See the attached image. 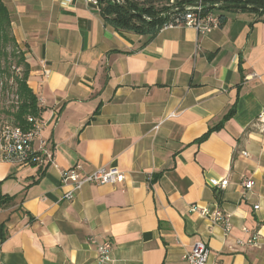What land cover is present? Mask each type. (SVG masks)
<instances>
[{
  "label": "crops",
  "instance_id": "crops-1",
  "mask_svg": "<svg viewBox=\"0 0 264 264\" xmlns=\"http://www.w3.org/2000/svg\"><path fill=\"white\" fill-rule=\"evenodd\" d=\"M2 1L41 108L32 146L53 161L0 160V262L107 264L92 237L112 242L114 264H180L199 240L208 264H264L263 17L214 10L208 32L171 24L148 39L84 0ZM76 162L124 180L67 200L60 171ZM192 205L229 214V233Z\"/></svg>",
  "mask_w": 264,
  "mask_h": 264
},
{
  "label": "built area",
  "instance_id": "built-area-1",
  "mask_svg": "<svg viewBox=\"0 0 264 264\" xmlns=\"http://www.w3.org/2000/svg\"><path fill=\"white\" fill-rule=\"evenodd\" d=\"M84 1L97 6H100L101 3V0ZM107 1L117 2V0ZM120 1L124 2V0ZM201 1L206 0H189V2L186 0H166L165 6L169 8H174L180 4H186V7L183 11L172 14V21L164 25L181 23L192 26L201 33L208 32L218 27L220 24L218 14L213 10L204 11L203 8L205 6L199 4ZM172 115L173 113L169 114V116ZM27 121L30 123V127L27 130L7 122L0 125V160L5 159L17 162L20 165H33L42 169L53 161L52 154L49 150L45 149L43 146H40L38 149L32 146L34 138L39 136L43 121L34 116H28ZM257 123H259L260 129L264 130V106L258 115ZM157 126L158 125H156L155 128H157ZM243 153L245 155L247 154L246 152ZM60 179L62 184L70 186V189L64 192L63 197L67 200H71L74 192L79 190L86 183L117 184L124 180V174L119 169L113 167H98L87 172L83 170V166L80 162H76L72 166L60 171ZM226 184L227 178L219 182L221 188L225 187ZM240 184L243 190H249L254 186V180L250 176H244ZM254 207L257 208L258 205ZM191 209L198 210L200 214L207 216L214 223H221L224 234L229 233L232 227L230 215L224 213L218 207L209 208L192 205ZM243 230L246 231L247 228H243ZM256 235L257 233L249 237L246 242L255 245ZM89 240L96 244V255L100 263L114 264L110 254L112 242L109 239L96 242L94 238L90 237ZM238 243H243V241L238 240ZM209 256L210 248L205 242L199 240L193 244L189 251L182 255L180 264H208ZM0 264L4 263L0 262Z\"/></svg>",
  "mask_w": 264,
  "mask_h": 264
},
{
  "label": "trees",
  "instance_id": "trees-1",
  "mask_svg": "<svg viewBox=\"0 0 264 264\" xmlns=\"http://www.w3.org/2000/svg\"><path fill=\"white\" fill-rule=\"evenodd\" d=\"M189 2V0H186ZM209 4L219 2L242 3L246 2L250 5H261L262 9H254L251 7L246 8H230V7H217L207 8L209 10H249L264 19V0H206ZM149 4L140 6L136 0H124L128 8L136 13H129L122 8L117 2H110L101 0L100 9L103 19L115 27L116 29L132 30L134 32L147 35L148 39L152 38L158 30L166 23L172 21V14L179 13L173 11V8L165 6L166 0L163 1L161 6H155L153 0H148ZM167 11H170L167 13ZM220 21H223V16L219 15ZM2 59V60H1ZM20 72H16V69ZM6 75L14 82V104L9 114L15 125L20 126L22 129L27 130L30 123L27 121L28 116L40 118L41 108L38 105L36 95L28 86L27 79L29 74V65L25 59L24 51H22L12 33L11 16L8 8L0 0V75ZM230 115L228 112L225 116ZM205 133L199 139H203ZM9 200L8 197L0 195V206H3Z\"/></svg>",
  "mask_w": 264,
  "mask_h": 264
},
{
  "label": "rangeland",
  "instance_id": "rangeland-1",
  "mask_svg": "<svg viewBox=\"0 0 264 264\" xmlns=\"http://www.w3.org/2000/svg\"><path fill=\"white\" fill-rule=\"evenodd\" d=\"M163 1L164 0H153V4L155 6H161ZM136 2L140 6H146L149 4L148 0H136ZM16 72H20V69H16ZM14 85L15 84L11 78L8 79L6 75H0V125L6 122L14 124L12 117L9 114L15 103V96L13 93Z\"/></svg>",
  "mask_w": 264,
  "mask_h": 264
},
{
  "label": "water",
  "instance_id": "water-1",
  "mask_svg": "<svg viewBox=\"0 0 264 264\" xmlns=\"http://www.w3.org/2000/svg\"><path fill=\"white\" fill-rule=\"evenodd\" d=\"M117 3L122 7L124 8L125 10H127L129 13H136V14H140V13H137L135 11H132L128 8V6L120 1V0H117ZM188 4H191V3H188ZM200 5L202 6H205L207 8H217V7H237V8H246V7H251V8H254V9H262L263 6L261 5H250V4H247L246 2H242V3H230V2H219L217 4H209L207 1H201L199 3ZM186 7V4H180V5H177L173 8V11H177V12H181L185 9ZM170 12V11H167V13ZM142 15V14H140Z\"/></svg>",
  "mask_w": 264,
  "mask_h": 264
}]
</instances>
